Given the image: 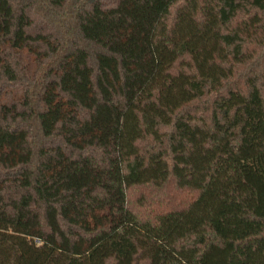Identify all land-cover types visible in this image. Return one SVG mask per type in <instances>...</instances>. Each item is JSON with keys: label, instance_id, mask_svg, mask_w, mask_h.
Masks as SVG:
<instances>
[{"label": "trees", "instance_id": "16d2710c", "mask_svg": "<svg viewBox=\"0 0 264 264\" xmlns=\"http://www.w3.org/2000/svg\"><path fill=\"white\" fill-rule=\"evenodd\" d=\"M8 88L0 264H264V0H0Z\"/></svg>", "mask_w": 264, "mask_h": 264}, {"label": "rangeland", "instance_id": "374dc122", "mask_svg": "<svg viewBox=\"0 0 264 264\" xmlns=\"http://www.w3.org/2000/svg\"><path fill=\"white\" fill-rule=\"evenodd\" d=\"M11 54H13V57L15 58V60H11L12 64L15 66L14 63L16 62L20 67L24 68L25 73L30 78L37 73V70L40 68L42 64V58L41 57L36 58L35 52L30 51L29 48L22 50L20 52H17V53L16 51L15 52L12 51ZM22 98H23L22 91L11 90L10 88H8L6 92L4 93L3 97L1 98L0 103L7 104L11 102L13 99L21 101ZM155 192H156L155 188L151 186L144 187L142 189H138L137 191H134L133 194L131 195L133 204L135 206L138 205L140 198H141V201L144 200L143 197H146V200L151 203L152 202L156 203L158 199H156L157 195H155Z\"/></svg>", "mask_w": 264, "mask_h": 264}]
</instances>
